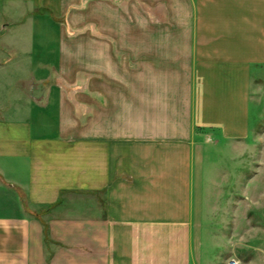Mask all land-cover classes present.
<instances>
[{
	"label": "crops",
	"instance_id": "crops-1",
	"mask_svg": "<svg viewBox=\"0 0 264 264\" xmlns=\"http://www.w3.org/2000/svg\"><path fill=\"white\" fill-rule=\"evenodd\" d=\"M256 63L264 0H0V264H38L40 217L55 264H220L204 151L245 144Z\"/></svg>",
	"mask_w": 264,
	"mask_h": 264
},
{
	"label": "rangeland",
	"instance_id": "rangeland-1",
	"mask_svg": "<svg viewBox=\"0 0 264 264\" xmlns=\"http://www.w3.org/2000/svg\"><path fill=\"white\" fill-rule=\"evenodd\" d=\"M67 32L70 35H98V27H72L67 28ZM252 69L248 91L249 136L245 144L239 142L229 146L222 142L217 144L215 139L219 138L216 137L215 147L212 144L205 146L203 166L205 212L207 214L213 204L211 198H216L215 205L221 206L218 209L220 213L218 218H213V221L208 215L204 218L202 256L207 262H210L217 252L209 241L211 226V229L218 228L220 231L215 232L220 234L221 241L223 238L225 240L218 260L220 264H228L234 259L239 260L243 255L252 254L251 246L264 243V63H256ZM212 179L216 181V186L213 185ZM38 222L42 227L43 236L38 264H55L57 259L65 258L66 261L73 259L71 257L68 259L70 253L65 250L67 248L61 240L53 238L49 221L40 217ZM221 231L225 232L224 237ZM74 261L79 263V259ZM202 264H206V261Z\"/></svg>",
	"mask_w": 264,
	"mask_h": 264
},
{
	"label": "built area",
	"instance_id": "built-area-1",
	"mask_svg": "<svg viewBox=\"0 0 264 264\" xmlns=\"http://www.w3.org/2000/svg\"><path fill=\"white\" fill-rule=\"evenodd\" d=\"M228 264H240L238 259H234L232 262H228Z\"/></svg>",
	"mask_w": 264,
	"mask_h": 264
}]
</instances>
